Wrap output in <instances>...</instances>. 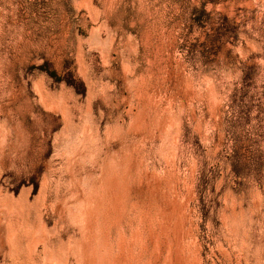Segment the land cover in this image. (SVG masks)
<instances>
[{"label": "rangeland", "instance_id": "1", "mask_svg": "<svg viewBox=\"0 0 264 264\" xmlns=\"http://www.w3.org/2000/svg\"><path fill=\"white\" fill-rule=\"evenodd\" d=\"M0 264H264V0H0Z\"/></svg>", "mask_w": 264, "mask_h": 264}]
</instances>
